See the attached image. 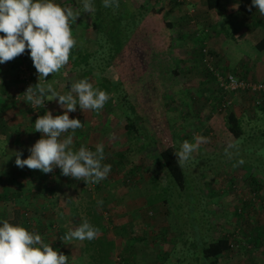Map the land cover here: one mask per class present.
I'll use <instances>...</instances> for the list:
<instances>
[{"label": "rangeland", "instance_id": "rangeland-1", "mask_svg": "<svg viewBox=\"0 0 264 264\" xmlns=\"http://www.w3.org/2000/svg\"><path fill=\"white\" fill-rule=\"evenodd\" d=\"M91 2L95 10L90 13L83 10V0H60L58 3L80 12L79 18L70 24L73 37L94 36L99 44L104 45L99 57L95 55L94 58L85 60L73 59L72 64L65 68L68 75L74 72L76 75L69 76L68 79L76 82L87 79L94 88L100 90L111 84L123 85V90L128 92L129 99L136 104L143 118L147 129L145 132L151 135L155 145L141 151L145 143L141 136V126H138L137 140H129L124 135V93L120 97L121 101L110 93V99L98 115L94 110L90 112L96 115L92 124L96 123L94 126L97 134L102 135L104 131L99 142L111 134V129L106 134L107 127L112 126L116 130L112 135L114 139L111 142L108 140L105 145L104 153L111 152L113 148L123 152L125 158L122 162L127 165L124 167L119 162L117 170L109 173L110 178H106L102 184L87 183L85 186L77 180L75 185L76 179L65 176L62 184L70 185L61 187L63 191L58 192L57 203L47 202V209L42 208L40 201L35 202L31 196V202L0 203V213L5 209L4 212L12 219L16 216L22 218L23 215L22 223L28 221L26 226L35 227L29 231L40 234L45 243L68 256V264H88V258L82 255L84 241L73 239L65 243L61 238L72 230V224L80 225L94 209L102 214L105 227V232L98 238L114 243L113 264H196L195 257L190 258L194 250L191 245L195 239L199 245L198 235L201 232L207 242L216 237L218 239L221 233L222 239L230 240L231 245L233 242L234 245H240L238 248L232 247L230 254L223 257L220 264H252V260L255 264H264V243L257 245L256 235L246 239L250 234L244 236V229L241 233L238 229H233L236 217H239L235 214V209L239 215L248 216V210L258 205L244 207L242 203L252 202L253 192L258 189L254 185L249 188L241 183H254L248 176L252 174L255 180L264 184V155L248 141L251 133L247 129L240 139H236L230 134L226 124L230 110L238 108V105L245 108L249 100L259 99L263 95H252L246 91L225 93L219 88L211 71L212 68L225 74H236L240 78L241 73L244 75L245 66L231 63L232 60L236 62L232 54L235 55L241 49L239 42H236L238 38L235 33L245 32L246 29L245 21L229 16L235 10L234 4L230 0H220L218 5L221 12L208 7V17L211 16L214 20L211 24L199 16L200 9L193 0H118L119 7L109 8L103 6L102 0V12L108 16L99 19L111 21L104 25L106 29L102 28L105 32L93 30L90 33L87 31L91 29L94 17H98L95 14L99 7L97 0ZM169 8H172V13L178 9L185 11L179 14L178 21L175 22ZM227 9L232 11L227 12ZM173 22L175 23L171 24ZM176 23L181 26H176ZM261 28L263 29L262 26ZM187 35L194 40L186 39L184 36ZM115 40L120 46L124 43L126 45L118 60L125 62L124 69L123 66L120 69L108 64L113 63L110 57L111 54L115 55ZM247 41L251 44L247 45V50L251 53L255 39L248 37ZM92 46L90 49L93 50ZM79 49L83 48L76 43L73 50L78 52ZM80 54L85 56L84 53ZM258 58L256 60L262 62L261 52L258 53ZM9 62L10 64H0L7 68L0 67V80L11 81L5 76L12 75L17 86L19 74L17 68L16 73L13 72L11 64L14 65V60ZM73 62H77L78 66L73 65ZM90 68L93 70L87 74L86 71ZM236 68L242 69L241 72ZM15 96L13 95L12 101ZM236 99L241 101L235 103ZM222 100L235 105L226 111ZM14 103L21 106L25 118L22 126L27 129L34 120L30 112H27L29 105L27 102ZM107 115L111 117H106ZM103 126L106 128L103 129ZM197 134L208 140L191 154L189 161L183 166L186 190L179 191L178 194L167 184L161 165L155 163V158L160 150L168 147H173L178 152L184 140L195 142L193 137ZM35 138L39 140L41 136ZM230 143L236 145L229 149L231 159L225 155V149ZM118 156L112 153L104 163L114 166L113 161L117 162ZM240 160L244 163L240 164ZM53 174L54 169L47 176L46 185L53 186L58 182L56 178L60 174ZM155 176L161 181L154 183ZM235 184L238 189L234 193L232 188ZM164 185L171 189L170 192L162 188ZM37 189L40 194L42 187ZM37 189H30L31 194H37ZM261 192L259 191L260 197ZM98 201H103V204L98 205ZM17 205H21L19 209L16 208ZM62 230L65 235H61ZM42 233L45 235L42 236ZM231 260L235 262L230 263Z\"/></svg>", "mask_w": 264, "mask_h": 264}, {"label": "clouds", "instance_id": "clouds-1", "mask_svg": "<svg viewBox=\"0 0 264 264\" xmlns=\"http://www.w3.org/2000/svg\"><path fill=\"white\" fill-rule=\"evenodd\" d=\"M103 6L119 7V2L103 0ZM252 6L264 15V0H252ZM83 10L89 13L95 10L91 0H83ZM79 16V11H74L70 6H61L54 0H0V33L4 34L0 35V64L22 55L26 49L29 50L33 66L39 75V83L36 84L35 90L33 86L26 90V101L34 107L40 106L50 94V101L58 99L60 107L64 109L62 115L53 116L52 112L48 111L38 116L34 127L42 136L29 149L30 155L26 159H21V153H15V165L19 168L26 166L30 170H40L45 174L59 167L62 175L66 177L82 180L86 184L99 183L111 172V165L102 163L105 159L104 146L97 144L95 151L81 146L74 151L73 135L69 134L63 139L61 137L70 131L74 134L77 129L83 127L80 119L69 117L70 112L76 111L77 105L81 111L99 112L110 99L109 94L94 88L87 79L73 83L71 90L66 94L55 91L51 83L47 84V87L40 84L42 80L46 81L47 77L58 73L69 63L71 50L76 45L70 24ZM193 139L195 142L184 140L180 150L175 152L178 166L183 167L191 154L208 140L198 134ZM234 147L236 145L230 143L225 149V155L229 159L232 158L229 149ZM239 163L243 164L244 161L240 160ZM254 193L258 200L253 201L252 198V202L244 203L258 204L264 211V200L260 198L259 191ZM97 203L102 205L103 201ZM244 217L247 219L250 215ZM261 230L264 232V225ZM99 235L100 229L84 219L75 230H70L61 239L65 243L73 239L92 241ZM232 247L238 248L240 245L237 243ZM0 264H68V256L45 243L40 234L4 220L0 226Z\"/></svg>", "mask_w": 264, "mask_h": 264}, {"label": "crops", "instance_id": "crops-1", "mask_svg": "<svg viewBox=\"0 0 264 264\" xmlns=\"http://www.w3.org/2000/svg\"><path fill=\"white\" fill-rule=\"evenodd\" d=\"M59 1L60 0H54V2L57 4L59 3ZM193 2L200 9L199 16L203 17L205 20L213 24L214 20L211 18V16L208 17V14H207V11L209 10L208 7H209L210 0H193ZM230 3L234 4L233 8L235 10L229 16L238 17L240 20H242L241 22L245 21L244 23L246 25L245 32L235 33L237 34L236 38H238V40L236 39V42H239L240 46L239 45L238 46L241 47V49H239L237 53H235V55L232 54V57H234L233 59H235L236 62L232 60L231 63L232 64L237 63L241 66H245L243 68L244 75L241 73L242 79L253 80L255 82L264 81V15H261L259 13V10L252 6V0H230ZM221 6L223 5L221 4ZM206 9L208 10L206 11ZM184 11H185L184 9L182 10L178 9L175 13H172V8H169V13L171 14V18H173L175 22L178 21L177 19L179 18V14L183 13ZM95 16H97V14H95ZM175 22L171 24H174ZM93 23H92L91 29H89L87 32L92 33V31L95 30ZM176 26L180 27L181 25L179 23H176ZM261 26L263 27V29L261 28ZM260 35H261V38H260ZM184 37L188 40H194V38H191L190 35H187ZM248 37H254L255 39L254 43L252 41L253 43L252 45L254 47L251 48V53L249 50H247L248 49L247 45L250 44L247 41ZM74 38L76 40V43L80 45L81 48L83 49H79L78 52L72 49L71 52L74 54V56L73 55H72L73 57L70 56L68 64L70 63L72 64L73 59H79V58H84V57L94 58L95 55L97 57H99V55H102L100 53H102V50L104 49V45L102 43L99 44V42L96 41L97 37L92 36L88 38V37L83 36L81 38H78L77 35H75ZM258 38H260V40H258ZM93 41H96V42H93ZM91 45H93L92 46L93 50L90 49ZM255 51L258 53L259 52L262 53V56H263L262 62L257 61L259 60V58H258V53H256ZM80 53H84L85 56L84 57L81 56ZM8 63L10 64V62ZM68 64L65 67H68ZM232 64H231V67L234 69V66ZM11 65L13 68V72L16 73V69H15L16 66L13 64ZM73 65L78 66L77 62H73ZM0 67L1 69H7V68H4L5 65H0ZM65 67H63L58 73H53L49 77H47L46 85H44V87H47V84L51 83L54 90L57 91L58 93L66 94L67 92H69L71 90L72 84L75 83L76 80L73 81L68 78L69 76H75L76 74H74L75 73L74 72L73 74L68 75L66 71L67 68ZM109 68H107V71L109 70ZM236 69L239 70L240 72L242 70L239 68H236ZM229 70L228 72H230ZM77 76H80V75L77 74ZM5 77H7L8 80H11V81H7L5 79L3 80L4 81L3 82L2 79L0 80V203L18 204L19 202L22 204L26 202H31L30 200L31 196L34 197L35 202L40 201L39 203L41 204L44 203V206H46L45 204L47 202L54 201L55 203H57L58 192H62L63 190L61 187L65 186L62 184V182L65 180L64 175L60 174L56 178V181L58 182H56V184L53 186L52 185L49 186L45 184L47 182L48 173L45 174L41 172L40 170H30L26 166L24 168H19L15 165V160H16L15 153L17 152L21 153V159H26L29 156L28 150L37 141L35 136L39 137V136H42V134L35 131V127H34L35 120L33 119H32L33 120L32 124H30L27 129L24 128L25 126H22L23 122L25 121V118L23 117L24 115H23L22 108L21 106H18L16 103H14L15 100L12 101L13 95L17 94L20 91L19 82L16 81L18 82L16 86L13 81L12 75L10 76L6 75ZM77 79L79 80L80 77H78ZM47 99L50 103L49 111L52 112L53 116L62 115L64 113V109L60 107L58 103V99L50 101L51 99L50 94L47 95ZM240 101L241 100L236 99L235 103L240 102ZM248 102L249 103L247 106L244 105L245 108L242 105H238V108L237 107L235 108V112L237 113L238 118L244 120L245 122L244 129L245 130L247 129L251 133V136H248V141L250 142V144L252 146H256L257 148H259L258 150H260L262 155H264L263 154L264 152L263 151L264 150V95L261 96L259 99L249 100ZM239 107H240V110H239ZM91 111L92 110L81 111L79 106L77 105L76 111L69 113L70 118L82 119L81 123L83 124V127L80 129H77L74 134L71 133L70 131L69 133H65L61 137L63 139V138H66V136L69 134L73 135L72 148L74 151L78 150L82 145L89 146L91 147L92 151H95L97 144H102L105 148V145L108 143V140L111 142L114 139L112 135L116 130L112 126L111 127L109 126L107 127L106 134H108L110 129L112 131L111 134L109 133L101 142H99L102 139V135H104V131L102 132V135L97 134L96 128L94 126L96 123L92 124L95 121L94 117H96V115H92L90 113ZM95 112L98 115V112L97 111ZM239 115H243V116H239ZM106 117L110 118L111 115H107ZM109 118H107L105 121L107 122ZM105 128L106 127L103 126V129ZM245 130H244V134H245ZM253 133L255 135H252ZM124 135L126 136V132ZM100 136H101V139L99 138ZM89 147L87 148L89 149ZM105 150L106 149H104V151ZM118 152L119 150H115L113 148L111 152L104 153L105 159H107L109 155L112 153L115 156H117ZM105 159L102 161L103 164H105L104 163ZM120 160L121 159L119 158L117 162L113 161L114 166H111L110 173L117 170L116 167L118 166ZM107 178H110V175H108ZM102 181L99 182V184H102L103 183ZM241 184L242 185L246 184V186L248 187L253 186V185L256 186L258 191H262L260 198L264 200V187L262 188L259 182H257L256 184L255 182L246 183L245 181H243V183ZM69 185L70 184H67V186ZM40 187H42V190H41V193L39 194V191L37 188H40ZM30 189L32 191H34V189H37V194H31ZM62 194H59V195H62ZM93 198L96 199L97 197H93ZM239 202H237V205H239ZM244 204L245 206H247V208H251L252 207L251 205H253L250 203H244ZM17 206L18 207L16 208L19 209L21 205H17ZM44 206H41V207L43 208ZM4 211L5 209H2V212L0 213V220L10 219L11 216H7V213H5ZM235 212H236V209H235ZM248 212H250V217H248L247 219L246 217H243V216L236 217L237 220L234 223L233 229L235 231L238 228H240L241 231H243L244 229L243 231L244 236H246L247 234H250L249 236H247L246 239L253 238L256 235L257 239H255V244L260 245L262 242L264 243V232H262L261 230V226L264 225V211L262 210V208L255 205L253 208L249 209ZM57 220L60 221L61 219L58 218L57 216ZM74 225L75 223L72 224V227L70 229L75 230V228L79 226V225H75V226ZM227 227H228V224H227ZM220 234L221 233H219L218 235V239L220 238L222 239V236ZM215 239H217V237ZM234 262L235 260H231L230 263H234ZM252 264H255L253 260H252Z\"/></svg>", "mask_w": 264, "mask_h": 264}, {"label": "trees", "instance_id": "trees-1", "mask_svg": "<svg viewBox=\"0 0 264 264\" xmlns=\"http://www.w3.org/2000/svg\"><path fill=\"white\" fill-rule=\"evenodd\" d=\"M101 1L102 0H97V5H99V7L96 9V14L98 17L94 18L93 24L95 27L94 28L95 31L105 32L102 28L106 29L104 27V25L107 22H110L111 20L108 21V20L99 19V17L108 16L107 14H104L102 12V6H100ZM219 1L220 0H210L209 8L213 11H217L220 7L218 5ZM219 10L221 12V8ZM228 11H232V9L231 10L227 9V12ZM232 13L233 12H231V14ZM112 36H113V38L116 39L115 34H113ZM116 42H117V40H115V47H114L115 48V55L111 54V57H110V60H112L113 63H108V64H109V66H110V64L111 65L113 64L114 66H116L120 69L123 66L122 69H124V65H125L124 63L125 62L123 61L124 62L123 63L121 60L120 61H118V60L120 59V56H122V53H123L124 49L126 48V45L124 43L122 46H120V43H116ZM72 55H74V54L71 52L70 56L72 57ZM125 56H126V53L124 54V57ZM82 59L85 60L87 58L84 57ZM92 70H93V68H90L88 71H86L87 74L90 73ZM122 82H123V80H122ZM108 86L109 87L105 86L106 88L103 87L104 88L103 91L107 92L109 95H110V93L114 94L115 97H117L116 99L118 101L122 100L120 97H121L122 93H124L123 100H122L124 105H125V108H126V110L124 112V116H125V120H126V125H125L124 129H125L126 135L129 138V140H137L138 139V137H139L138 136V133H139L138 132L139 131L138 126H141V131L143 132V133L141 132V136L143 137V140H145V143H144L141 151L143 149L148 148L150 145L151 146L155 145V142H154L153 138L151 137V135L147 131L145 132L146 127L144 126L143 118L140 115V113L138 112L136 104L132 103L131 100L129 99L128 92L123 90V85L111 84ZM222 101H223V103H226V107H224L227 109L226 111H228V109H232V107L235 105V104L234 105H232V104L228 105L227 102H225L224 100H222ZM230 106H231V108H229ZM226 111H224V113ZM28 112H30V114L32 115L34 120H36L34 115H33L34 112L30 106L28 107ZM45 113L46 112L44 111L41 115H44ZM80 121H82V119H80ZM244 123L245 122L243 119L238 118V115L235 112V109L230 110L228 112L227 120H226L228 131L236 139H240L241 136L244 135V130H245L244 129ZM84 146H86V145H84ZM87 147H89V146H87ZM89 150H92L91 147H89ZM28 152L30 155L29 150H28ZM175 152H177V151L173 147H168L166 149L160 150L159 154L155 158V163H158L161 165L160 167L162 168V174L165 177V179L167 180V184H170L179 194V191L184 192L186 190V177H185L186 174L183 170V167L178 166L177 157L175 155ZM118 155H120V156H118ZM121 155H123V156H121ZM117 156L119 158L123 157V158H120L121 159L120 164L125 167L127 165V163L125 164V162H122V160L125 158L124 153L118 152ZM230 167L231 166L229 165V168ZM139 169L140 168H137V170H139ZM165 172H166V174H165ZM167 172L170 173L169 174L170 177L168 176ZM49 174H47V176ZM57 174H62V173H61V171H59ZM248 176L257 184L258 181L255 180L254 175L249 174ZM153 180H154V183H157V180L161 181V179L158 178V176H155ZM74 181H75V185H76L78 181L77 180H74ZM80 182H83V184H85V186H86V183L84 181L80 180ZM162 188L167 189L169 192L171 190L168 186H165V185L162 186ZM232 189L234 190V193H235V191L238 189L237 184H235ZM189 197L192 198L191 196H189ZM151 203H152V201L150 199L149 204H151ZM42 206H44V203L42 204ZM44 208L47 209L46 206H44ZM235 214L237 216H240L237 211L235 212ZM86 219L92 225H94L95 227H98L100 229V234L105 232V227L102 223V215L98 214L95 209L88 213ZM5 220H8L10 223H12L14 225H20V226L24 225L23 227H25L27 230L35 228L32 226H30V227L26 226L28 224V221H26L25 223H22L21 220H24L23 215H22V218L16 216L12 220H10V219H5ZM3 221L4 220H0V226H2ZM238 231H240V233H241L240 228H238ZM202 234H204V233L201 232V234L198 235L199 245H198L196 239H195V242L192 243L191 246H192V249H194L193 250L194 254L192 253L190 258L195 257L196 262H194V263H196V264H220L221 259L230 254V251H231L232 246L234 245V242L231 245L232 242L230 240L221 239V238L217 239V240H215V239L211 240L210 239V241L207 242L204 235L202 236ZM44 235L45 234L42 233V236H44ZM61 235H65L64 230L61 231ZM228 238H229V236H228ZM232 241H234V239H232ZM83 248H84V250H83L82 255L84 256V258L85 257L88 258V264H113V255H114V243L113 242L106 240V239L103 240L101 238H96L92 241L85 240Z\"/></svg>", "mask_w": 264, "mask_h": 264}, {"label": "built area", "instance_id": "built-area-1", "mask_svg": "<svg viewBox=\"0 0 264 264\" xmlns=\"http://www.w3.org/2000/svg\"><path fill=\"white\" fill-rule=\"evenodd\" d=\"M0 35H4V34L0 33ZM205 49L204 52L207 53V50ZM13 60L19 74L18 79L20 83V91L17 94H15L16 96L14 100L17 103L27 102L34 112L33 115L35 119H37L38 116H42L41 114L44 111L47 112L50 109V103L46 97L44 100V104L34 107L30 102L26 101L24 93L30 86H33L34 90L36 89V84L39 83V75L37 72H35L36 70L33 69V64L31 59L29 58V51L27 49L22 55L14 58ZM211 71H212V75L215 77L217 81L219 88L225 93L232 94L240 91H244V92L246 91L252 95H258V94L264 95V82H253L250 80H245L240 78L236 74H232V73L225 74L224 72H220L218 70L214 71L212 68ZM40 84L41 86H44L46 85V81L42 80ZM227 104L230 105L229 102H227ZM222 106L223 108L226 107V103H223ZM59 171H61L59 167L54 168V174H57ZM252 197H253V201L257 200V195L255 193L253 194Z\"/></svg>", "mask_w": 264, "mask_h": 264}]
</instances>
